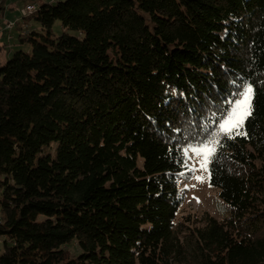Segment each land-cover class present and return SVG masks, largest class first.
<instances>
[{
	"label": "trees",
	"instance_id": "16d2710c",
	"mask_svg": "<svg viewBox=\"0 0 264 264\" xmlns=\"http://www.w3.org/2000/svg\"><path fill=\"white\" fill-rule=\"evenodd\" d=\"M21 20L31 50L0 65V264H264V0H65ZM245 83L248 135L208 164L224 218L177 222L188 149Z\"/></svg>",
	"mask_w": 264,
	"mask_h": 264
},
{
	"label": "rangeland",
	"instance_id": "374dc122",
	"mask_svg": "<svg viewBox=\"0 0 264 264\" xmlns=\"http://www.w3.org/2000/svg\"><path fill=\"white\" fill-rule=\"evenodd\" d=\"M65 0H5L0 10V65L4 66L12 57L16 50H31L29 45H21L18 42V31L15 28L12 31H6L4 28L8 22H16L22 19V10L28 5H40L52 2L56 5ZM4 7V9H3ZM9 20V21H6ZM6 21V22H5ZM22 20L18 21L20 24ZM6 31V32H5ZM55 34L61 35L62 28L60 23L55 27ZM203 157H197L192 149H188V159L186 161L185 174L179 184V193L183 197V204L177 215V222H182L184 218L190 220V223L203 221L206 215L215 217L219 220L224 218L225 205L220 202L218 192L209 185V169H201ZM208 168V165H207ZM202 177L204 182L201 183L195 177ZM78 248L71 246L69 250L72 255L77 253Z\"/></svg>",
	"mask_w": 264,
	"mask_h": 264
},
{
	"label": "snow or ice",
	"instance_id": "6c2138e0",
	"mask_svg": "<svg viewBox=\"0 0 264 264\" xmlns=\"http://www.w3.org/2000/svg\"><path fill=\"white\" fill-rule=\"evenodd\" d=\"M233 96V99L227 101L226 112L220 117L215 130L206 142L190 146L197 157H203L201 169L204 171H208L207 165L215 158L217 149L223 147L221 138L235 139L236 136L248 135L245 124L254 112V87L250 83H245ZM195 179L204 182L202 177L197 176Z\"/></svg>",
	"mask_w": 264,
	"mask_h": 264
},
{
	"label": "bare ground",
	"instance_id": "6f19581e",
	"mask_svg": "<svg viewBox=\"0 0 264 264\" xmlns=\"http://www.w3.org/2000/svg\"><path fill=\"white\" fill-rule=\"evenodd\" d=\"M2 1H3V0H0V4H1ZM37 9H38V7H37L36 4H32L31 6H30V5L27 6V8H24V9L22 10V17L24 18V17H26V16H29L30 14H32L33 12H35ZM20 20H21V19H20ZM20 20H18V21H20ZM18 21H17V23H18ZM9 23H11V22H8L7 25H8ZM15 28H16V26H15L14 28H12V29H7V26H6V27H5V30H6V31H12V30H14Z\"/></svg>",
	"mask_w": 264,
	"mask_h": 264
},
{
	"label": "built area",
	"instance_id": "2783aa9c",
	"mask_svg": "<svg viewBox=\"0 0 264 264\" xmlns=\"http://www.w3.org/2000/svg\"><path fill=\"white\" fill-rule=\"evenodd\" d=\"M31 6V5H30ZM15 26H17V21L16 22H14V23H9L8 25H7V29H12V28H14Z\"/></svg>",
	"mask_w": 264,
	"mask_h": 264
},
{
	"label": "crops",
	"instance_id": "0c3cea01",
	"mask_svg": "<svg viewBox=\"0 0 264 264\" xmlns=\"http://www.w3.org/2000/svg\"><path fill=\"white\" fill-rule=\"evenodd\" d=\"M28 6H29V5H28ZM3 9H4V7H3ZM6 21H9V20H6ZM6 21H5V22H6ZM6 25H7V24H5V26H6ZM4 30H5V28H4ZM5 32H6V31H5ZM0 33H1V32H0Z\"/></svg>",
	"mask_w": 264,
	"mask_h": 264
}]
</instances>
